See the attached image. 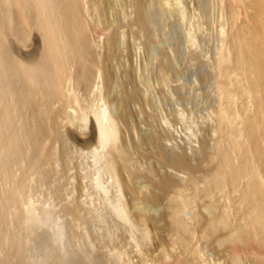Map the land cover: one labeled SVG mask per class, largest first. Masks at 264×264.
Here are the masks:
<instances>
[{
  "label": "bare ground",
  "instance_id": "bare-ground-1",
  "mask_svg": "<svg viewBox=\"0 0 264 264\" xmlns=\"http://www.w3.org/2000/svg\"><path fill=\"white\" fill-rule=\"evenodd\" d=\"M139 2H132V19L143 32ZM241 2L244 18L221 38L219 59L237 57L246 100L227 101L229 90L220 87L213 125L220 160L211 182L218 191L229 179L239 183L245 222L227 232L226 207L213 219L199 212L186 217L174 207L171 233L163 214L147 210L179 187L182 168L194 167L183 152L169 158L172 122L160 110L159 128L152 129L149 86L141 77L145 88L136 93L130 69L146 71L145 56L119 48L114 31L102 37L103 0H0V264H203L185 248L202 220L205 235L217 234L220 246L250 229L264 239V0ZM178 7L181 20L186 12ZM250 169L258 177H250ZM13 208L25 214L9 216ZM52 208L67 216L63 222ZM86 219L99 237L129 241L132 257L125 245L117 257H106L92 240L80 243L79 224Z\"/></svg>",
  "mask_w": 264,
  "mask_h": 264
},
{
  "label": "rangeland",
  "instance_id": "rangeland-1",
  "mask_svg": "<svg viewBox=\"0 0 264 264\" xmlns=\"http://www.w3.org/2000/svg\"><path fill=\"white\" fill-rule=\"evenodd\" d=\"M137 1H141L139 7L146 16L143 32L140 29L138 32L136 29L138 27L134 24L133 19H136L137 14L132 3L134 0H103L105 23L102 37L105 38L114 31L119 48L139 51L145 56L148 63L146 71L130 69L136 81V93L142 96L145 87L140 81H147L150 111L147 110L153 119L152 129L159 128L157 114L160 110L166 111L172 122L168 131L169 141L166 142L169 158H172L174 153L183 152L189 164L194 167L182 168L180 173L184 179L180 180L179 187L170 188L164 195L163 204L158 208L147 210V213L160 214V216L163 214L161 221L168 224L172 233L175 230L171 215L172 208L183 209L181 213L186 217L190 216V213L199 212L213 219L222 206L228 208L226 231L234 232L235 228L245 222L243 214L245 212L247 214V209L237 200L242 188L239 187L238 182L229 179L226 188L218 191L211 182V174L220 160L215 154L217 134L213 130L218 118V94L223 89L220 87L225 86L229 90V93H226L227 101L232 98H237L238 102L246 100L243 89L245 76L237 57L233 56L230 63L219 59L221 38L230 35L232 25L244 18L243 4L241 0H170L171 4H177L172 7L170 4L166 6V0ZM176 1L181 2L179 7ZM181 6L186 14L180 20L176 8L180 9ZM130 19L133 23H129L130 27H128L127 23ZM222 26L224 33L220 31ZM187 28L197 36L196 43L189 41ZM140 77L144 80H140ZM232 110L231 107L230 111ZM259 162L264 175V157H261ZM191 171L192 175H190ZM256 175L254 169L249 170L250 177H258ZM23 209L13 208L9 216L16 212L21 217L25 214ZM52 209L57 221L63 222L67 216L60 211V208ZM58 212L60 215L57 214ZM205 222L202 220L200 225L188 235L189 245L185 248H191L195 252V262L205 264L203 258H206L209 264H217L219 261L229 262L232 258H237L241 264L262 262L264 239L256 233V230L250 229L245 237L225 240L220 246L214 240L217 234L205 235L203 231ZM22 231L23 233L27 231L23 225ZM78 231L81 234L80 243L89 246L87 241L92 240L106 257L114 255L117 257L123 245H125L123 251H127L132 257V245L128 243L129 241H125L122 237H115L113 240L99 237L100 230H93L87 219L85 223L79 224ZM169 237L168 235L167 239L172 243L173 240ZM179 244L183 250L181 243H177V246ZM33 251L40 252L38 249Z\"/></svg>",
  "mask_w": 264,
  "mask_h": 264
}]
</instances>
